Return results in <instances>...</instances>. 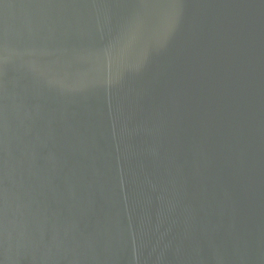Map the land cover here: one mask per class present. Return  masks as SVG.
<instances>
[{
	"label": "water",
	"instance_id": "1",
	"mask_svg": "<svg viewBox=\"0 0 264 264\" xmlns=\"http://www.w3.org/2000/svg\"><path fill=\"white\" fill-rule=\"evenodd\" d=\"M0 264H264V0H0Z\"/></svg>",
	"mask_w": 264,
	"mask_h": 264
}]
</instances>
